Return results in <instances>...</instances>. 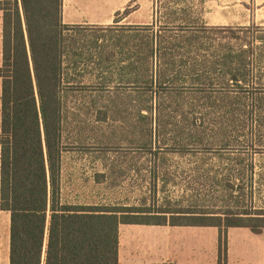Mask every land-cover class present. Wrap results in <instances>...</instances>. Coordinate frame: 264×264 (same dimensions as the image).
I'll return each instance as SVG.
<instances>
[{"label":"rangeland","instance_id":"1","mask_svg":"<svg viewBox=\"0 0 264 264\" xmlns=\"http://www.w3.org/2000/svg\"><path fill=\"white\" fill-rule=\"evenodd\" d=\"M111 1L123 5L122 13L130 15L126 21L80 25L67 33L75 39L78 50L90 46L92 56L88 63L80 61L69 74L78 84L67 96L61 201L169 209L194 206L221 213L229 209L264 210V0ZM176 22L189 28L247 27L240 36H247L254 51L244 61L243 84H226L219 69L225 35L214 33L200 50L194 44L189 57L175 58L174 62H196L188 81L183 82L182 73L171 70L168 75L179 77L170 88L183 89L186 105L181 108L164 101L161 113L141 111L150 105V95L134 82L156 75L157 62L164 60L151 57L149 69L133 73L126 66L127 49L133 42H146L152 34L157 36L153 38L155 45L160 37H172L177 32ZM148 25L152 29L145 27ZM95 38L94 46L91 42ZM254 53L261 54L262 60H253ZM173 68L179 70L178 66ZM225 94L232 98L225 100ZM226 104L233 115L223 111ZM139 111L147 118L139 119ZM180 113L189 120L182 123ZM158 119L162 126L159 138L153 131ZM151 127L152 144L148 143ZM189 129L198 131L195 137L199 140L184 139L180 149L174 137L177 141L178 135L186 136ZM241 232L248 230L233 228L228 251L226 231V264H260V252L238 251L242 243H248L242 240ZM182 238L192 242L190 235Z\"/></svg>","mask_w":264,"mask_h":264},{"label":"trees","instance_id":"2","mask_svg":"<svg viewBox=\"0 0 264 264\" xmlns=\"http://www.w3.org/2000/svg\"><path fill=\"white\" fill-rule=\"evenodd\" d=\"M61 7L62 0H0V210L10 213L9 264H119L121 224L217 227V264H226L227 229L243 227L262 234L264 210L229 209L221 213L194 206L169 209L61 201L64 129L69 114L67 96L77 83L69 74L80 61L88 63L92 56L90 46L78 50L75 39L67 34L80 25L63 24ZM117 22L119 18H115ZM176 23L177 32L172 37H160L155 45L153 38L157 36L152 34L146 42H133L127 49L126 66L133 73L149 69L151 57L164 60L157 62L156 75L134 82L150 95V105L141 111L161 113L164 101L181 108L186 105L182 100L183 89L170 88L179 77L168 75L172 70L173 74H183V82L188 81L196 62H174L175 58L189 57L190 46L194 44L200 50L206 41L211 42L214 33L225 35L220 44L223 51L219 69L226 84L231 82L236 87L243 84L244 61L254 51L247 36H240L247 27L189 28L181 25L183 22ZM145 27L152 29L151 25ZM97 41L95 38L91 43L95 46ZM252 55L256 62L262 60L261 54ZM225 95V100L232 98ZM223 111L233 115L228 104ZM138 114L139 119L147 118L140 111ZM178 117L182 123L189 120L185 113ZM194 124L195 121L191 123ZM161 130L158 119L153 129L157 138ZM149 132L148 143L152 144V127ZM196 134L197 130L189 129L186 136L180 133L177 141L174 137V142L183 149L184 139L199 140Z\"/></svg>","mask_w":264,"mask_h":264},{"label":"crops","instance_id":"3","mask_svg":"<svg viewBox=\"0 0 264 264\" xmlns=\"http://www.w3.org/2000/svg\"><path fill=\"white\" fill-rule=\"evenodd\" d=\"M114 3L111 0H62L61 21L67 25L97 26L111 25L115 18H119V22L126 21L130 15L122 13L123 5ZM233 228L243 227L227 230L230 237L228 251L232 248ZM243 229L248 232H241L242 240L248 243H242V249L238 251L254 249L260 252V264H264V232L254 234L247 228ZM185 235H190L192 242H184L182 236ZM9 236L10 213L0 210V264H9ZM218 239L219 229L213 226L121 224L118 261L119 264H184V260L191 259L189 264H217ZM205 255L206 260L203 259Z\"/></svg>","mask_w":264,"mask_h":264}]
</instances>
